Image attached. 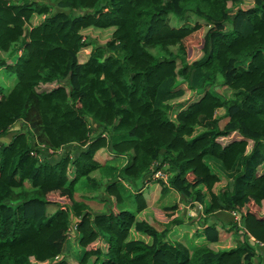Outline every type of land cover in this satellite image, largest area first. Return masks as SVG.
Wrapping results in <instances>:
<instances>
[{
    "label": "trees",
    "instance_id": "obj_1",
    "mask_svg": "<svg viewBox=\"0 0 264 264\" xmlns=\"http://www.w3.org/2000/svg\"><path fill=\"white\" fill-rule=\"evenodd\" d=\"M243 3L0 0V70L16 77L7 94L0 88V264H254L264 247V0ZM34 16L43 19L30 26ZM92 28L114 30L99 31L109 34L99 44L84 37ZM204 28L202 57L187 63L186 42ZM91 42L80 64L77 55ZM186 91L198 97L185 102ZM105 150L125 164L100 163ZM154 162L167 165L163 192L200 205L205 217L239 215L230 228L242 237L234 248L172 240L183 223L176 205L162 210L164 223L140 218L147 203L137 184ZM103 178L111 208L96 213L76 198V185L84 179L97 191ZM221 180L226 185L215 192ZM124 195L133 196V211L123 207ZM220 236L214 224L200 234L208 244ZM73 238L78 253L69 255Z\"/></svg>",
    "mask_w": 264,
    "mask_h": 264
},
{
    "label": "rangeland",
    "instance_id": "obj_2",
    "mask_svg": "<svg viewBox=\"0 0 264 264\" xmlns=\"http://www.w3.org/2000/svg\"><path fill=\"white\" fill-rule=\"evenodd\" d=\"M48 5H52V7H53V3H48ZM252 5V3H251V0H244V3H243V7L244 8H248L249 6H251ZM73 15H77V13H73ZM42 17H37V16H34V18L31 20V22H30V26H34V25H37V24H39L41 21H42ZM193 20V19H192ZM195 20V19H194ZM193 20V21H194ZM171 24H172V26H174V27H176V26H178V22H176L175 20H172L171 21ZM28 28V27H27ZM226 28L228 29L229 28V26L228 25H226ZM28 30V29H27ZM114 29H109V30H98V29H89V30H87V31H85V33H84V37H85V39H86V41L88 42V40H90V41H96L97 43H99V44H103V43H105L107 40H108V37H109V34H104V33H100L99 31H102V32H104V31H108V33H111L112 31H113ZM206 30H207V28H204V31H202V32H200L199 34L197 33V34H195L192 38H190L191 40H189V41H187L186 42V59H185V61L187 62V63H191V62H193V61H196V60H198V59H200L201 57H202V50H201V48H202V36H203V34L206 32ZM93 46H94V42H91L90 43V45L87 47V48H84L82 51H80L79 53H78V55H77V59H78V62L80 63V64H82V63H85L86 61H87V59L89 58V55H90V53H91V50H92V48H93ZM153 55H155L156 57H162V56H164V54L161 52V51H159L158 49H150L149 50ZM172 52H176V49H172ZM178 65L180 66V63H179V61H178ZM179 81H180V79H179ZM178 81V82H179ZM15 82H16V77H15V75H12L11 73H9V72H7V71H5L4 69H1L0 70V88L2 89V93L5 95V94H7L9 91H10V89H12V87L14 86V84H15ZM57 87V84H50V85H39L38 86V88H37V90L38 91H49V90H52V89H54V88H56ZM182 87H185V85H182ZM214 90L222 97V98H225L226 100H231L232 99V94H231V92H230V90L228 89V88H226V87H224V86H216L215 88H214ZM198 97V95L197 94H191L189 91H186V95H185V97H184V100H188V102H190V101H192V100H195L196 98ZM187 100L185 101V102H187ZM216 117H218V115L216 116ZM225 123H226V119H222V120H220V122H219V127L220 128H223V126L225 125ZM15 127H17V128H19V130L21 129L22 130V128L24 127V126H22V124L21 123H18ZM16 129V128H15ZM97 132V131H96ZM222 141V143L223 144H225V140H221ZM74 149H76V148H74ZM75 152H76V150H75ZM77 153V152H76ZM71 154H74V152L73 153H71ZM105 154L107 155V157L105 156ZM108 154H109V151H107L106 152V150H105V152H103L102 153V156L104 157L105 156V160L104 161H106V160H108ZM130 155H131V153H129V156L128 157H126L125 159H128L129 157H130ZM102 157V158H103ZM55 159H57L58 158V156H56V157H54ZM54 159V160H55ZM106 163H108V164H112L111 162H106ZM117 164H118V162H116ZM122 164V162L119 164V165H121ZM211 165V168L213 169V171H217V169L212 165V164H210ZM99 176V173L98 172H94V173H92L91 174V177L92 178H97ZM99 178V177H98ZM97 178V179H98ZM143 181H140V182H138V184H137V186H138V188H143L144 187V191H145V195H148V193L149 192H153V191H157V193H156V197H157V200H156V202L157 203H161L163 206L162 207H171V206H174L175 204H177L178 203V198L176 197L175 198V196L176 195H174V194H172V193H170V191H173V190H167L168 191V193H165V194H160V192L158 191V187H157V185L159 186H161V189H162V185L159 183V182H154V181H152V182H149V183H145V184H143L142 183ZM225 184H226V181L225 180H221V182L219 183V186L217 187V189H218V191L220 190V189H223L224 187H225ZM147 186V187H146ZM168 187V186H167ZM154 189V190H153ZM92 189H90L88 186H87V184H86V181L84 180V179H82L77 185H76V193H75V196H76V198H79V199H84V200H86L87 201V203H88V201L90 202V201H93V202H95V203H99V202H103V201H100V200H102L101 198L102 197H104L103 196V193L101 192H99V190H97V191H91ZM173 192H175V191H173ZM176 193V192H175ZM178 194V193H177ZM179 195V194H178ZM91 196H94L93 197V199L91 198ZM180 196V195H179ZM88 197H90V199L88 198ZM88 198V199H87ZM149 201H150V197H149ZM122 204H123V207H125V209H127V211H133L134 210V206H135V204H134V198H133V196L130 198L129 196H127V195H124V199H123V201H122ZM89 205L91 206V207H96V205H94V204H92V203H89ZM108 207H110V203H108L107 204V207L106 208H108ZM179 207H180V205H179ZM57 208L55 207L54 208V211L56 210ZM154 209L155 210H157L156 212H154ZM158 209H160V208H157V207H152V210H153V213L158 217V218H161V212H163L162 211V209L159 211ZM48 212L51 214V210L50 209H48ZM198 212H200V214H201V216L203 215V209H201V210H199ZM98 213H102L101 211L100 212H98ZM264 213V212H263ZM178 214H179V216H180V214H181V212L179 213L178 212ZM164 216V215H163ZM165 217V216H164ZM157 218V219H158ZM156 221H158L156 218H154ZM192 224V223H191ZM178 227V226H177ZM176 227V228H177ZM199 227H200V225H199ZM175 228V229H176ZM174 229V230H175ZM174 230H173V232H171L170 234H169V236L172 238V240H174V241H177V242H179V243H182V244H184V245H186L187 247H190V248H192V249H196V248H199V247H201V246H196L195 244H193V245H188L189 243H190V241H191V239L190 238H188L187 236H186V238L184 239V238H181L179 235H176V234H179V231H177V230H175V232H174ZM180 230V229H179ZM181 233V232H180ZM226 233H228V231L226 232ZM237 235H239L240 236V240L242 239V237H241V234L239 233V234H237ZM132 238H136V239H142V240H144V241H148L149 239L148 238H143V237H141L140 235H138V234H135V233H133L132 234V236H131ZM224 237H225V239L223 240L224 242L226 241V240H229L230 239V244H229V242H227V243H225L226 245L228 244L229 246H231V247H228V246H222L221 248L220 247H218L217 245L215 246V249L216 250H223V249H225L226 250V248H232L233 246H234V244H236V241H234V243L233 242H231V238L233 237V232H229L228 234H224ZM227 238V239H226ZM183 239V240H182ZM234 240H236V238H234ZM149 242V241H148ZM68 244L70 245L69 246V252H68V254L69 255H71L72 253L73 254H77L78 253V248L76 247V242H75V239L73 238V239H71V240H69L68 241ZM252 244H254V243H252ZM237 245V244H236ZM226 247V248H225ZM234 248V247H233ZM70 252H71V254H70ZM255 262V261H254ZM255 264V263H254ZM256 264H264L263 262H262V259H261V257H260V259H257L256 260Z\"/></svg>",
    "mask_w": 264,
    "mask_h": 264
},
{
    "label": "crops",
    "instance_id": "obj_3",
    "mask_svg": "<svg viewBox=\"0 0 264 264\" xmlns=\"http://www.w3.org/2000/svg\"><path fill=\"white\" fill-rule=\"evenodd\" d=\"M11 136H12V134H9L7 137L2 138V142L7 143L10 140ZM76 151H77V149H76ZM105 156L107 157L106 154H105ZM105 156L103 157L102 153H101L100 158H98L99 157L98 155L96 156V158H97V160L100 163L108 164L106 162H111V163L113 162L114 158H113V155L110 152L108 154V160H106V161H104L105 160ZM115 161L118 162V164ZM114 162H115V164L117 166L121 162H122L121 166H123L125 164L124 159L114 160ZM98 179L100 180V178H98ZM108 182L109 181H108L107 178H103L101 180L102 187L99 189L100 193L101 192L103 193V188ZM218 186H219V184H217L215 186V188H214L215 192H218V189H217ZM157 187H158V191L162 195L165 194V193H168L167 190H170V189L166 188V191L163 192L160 185L159 186L157 185ZM140 192L143 195V197H144V199H145V201L147 203V209L141 214L140 218L143 219V220H146L149 223H154V219L153 218L157 219L158 217L154 213L151 212V211H153L152 207L154 206V207L160 208V209H158L159 211L161 209L163 210L164 208H169V207H162L163 205L161 203H157L156 202V200H157V197H156L157 191L149 192L148 195H145V191H144V187H143V188H140ZM170 193L176 195L175 198L176 197L178 198V203L175 204L177 206V210L175 211V213H173V214H175L174 216L178 215V212L179 213L181 212L180 215L183 218V223L181 225H179L175 229V230L179 231V234H176V235H179L181 238H184V239L186 238V236L188 238H190L191 241H190V243L188 245L195 244L196 246H206V247H209V248L214 249V250H216L215 249L216 245L218 247H220V248L222 246L231 247L228 244L227 245L225 244L227 242H229V244H230V239L226 240L225 242L223 241L225 239L224 234H228L229 232H231V230H230L231 226L234 223H238V221H239V215L238 214L235 215V214L227 213V212H216L215 214H213L211 216H208V217H205L204 215L201 216L200 212H198L199 210H201V209H199L198 205L194 204V205L191 206L190 204H188L186 202V200L184 198L179 196L177 193H175L173 191H170ZM103 196L104 197H102L101 198L102 200H100V201H105L106 200V197H105L104 193H103ZM93 197L94 196H91L92 199H93ZM149 197H150V201H149ZM88 198L90 199V197H88ZM109 200L113 202V199H109ZM89 203H92V204L96 205V207L95 206L92 207L95 210L96 213H98L100 211L101 212H107L111 208V205H110V207L106 208L107 206L105 207V204L103 202L95 203L93 201H90V202L88 201V204ZM179 205H180V207H179ZM156 211L157 210L154 209V212H156ZM169 213H171V212H169ZM161 215H162L161 218H158L157 220L164 223L166 221V219L163 217V213ZM236 218H237V220H236ZM211 224L216 225L218 228H220V231H221L220 240H219V242L217 244H208L204 240L203 237H200V234H201L203 228L205 226H208V225H211ZM199 225H200V227H199ZM226 229H228V230H226ZM175 230H174V232H175ZM227 231H228V233H226ZM234 238H236V240H234ZM239 240H240V236L233 233V237L231 238V242L234 243V241H236V244H238ZM236 244H234L233 247H235ZM229 249H231V248H229ZM223 250H225V249H223ZM226 250H228V248H226ZM260 257L262 259V262L264 263V247L257 248V258L260 259ZM254 263L256 264V260H255Z\"/></svg>",
    "mask_w": 264,
    "mask_h": 264
},
{
    "label": "built area",
    "instance_id": "obj_4",
    "mask_svg": "<svg viewBox=\"0 0 264 264\" xmlns=\"http://www.w3.org/2000/svg\"><path fill=\"white\" fill-rule=\"evenodd\" d=\"M41 148H43V146H41ZM64 152H66V150L61 148L56 153L62 155ZM169 176L170 175H169V173L167 171V165L166 164H163V163H160V162H154L152 167H151L150 174L146 178V182L145 183H149V182H152V181H154V182H162L165 186H167ZM198 206H199V209H201L200 205H198ZM232 214L237 215V213H232ZM236 220H237V218H236ZM68 231H69L68 238H70L71 234L76 231V222L75 221L71 224V226L68 229Z\"/></svg>",
    "mask_w": 264,
    "mask_h": 264
}]
</instances>
